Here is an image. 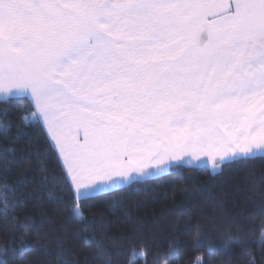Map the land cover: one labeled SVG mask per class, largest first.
Instances as JSON below:
<instances>
[{"label":"snow or ice","instance_id":"1","mask_svg":"<svg viewBox=\"0 0 264 264\" xmlns=\"http://www.w3.org/2000/svg\"><path fill=\"white\" fill-rule=\"evenodd\" d=\"M13 106L23 113L14 129L5 119ZM37 130L66 170L49 201L85 225L88 210L122 207V194L151 180L184 169L215 176L264 159V0H0L5 180L11 166L28 163L16 144ZM8 191L5 183V219L26 207ZM17 231L12 243L23 250L30 225ZM118 239L116 252L135 243ZM177 251L169 241L165 264ZM97 252L108 255L100 245ZM129 257L148 264L143 247Z\"/></svg>","mask_w":264,"mask_h":264},{"label":"trees","instance_id":"2","mask_svg":"<svg viewBox=\"0 0 264 264\" xmlns=\"http://www.w3.org/2000/svg\"><path fill=\"white\" fill-rule=\"evenodd\" d=\"M17 108L13 106L5 118L13 129L23 115ZM16 148L18 156L23 153L29 158L28 163L11 166L5 180L0 161V197L6 183L7 195L23 198L26 207H17L7 219L0 215V264H107L109 260L111 264H128L132 250L139 253L142 247L148 264H153L157 253L159 264H165L169 241H178L170 264H197L199 260L204 264H264V159L230 166L215 176L184 169L151 180L136 186L139 191L135 193L117 194L123 200L122 207L111 210L99 205L88 210L85 225L74 222L64 205L48 199L49 190L60 195L65 183V170L50 140L37 130ZM22 182L27 187H21ZM20 223L30 225L23 250L12 243L23 235L17 231L13 236ZM85 226L89 228L87 235L94 237L88 245L83 240ZM122 236L135 243L125 242L116 252ZM112 238L117 242L112 243ZM195 238L204 246L194 248ZM5 244L6 253L2 250ZM97 245L108 255L98 253Z\"/></svg>","mask_w":264,"mask_h":264},{"label":"crops","instance_id":"3","mask_svg":"<svg viewBox=\"0 0 264 264\" xmlns=\"http://www.w3.org/2000/svg\"><path fill=\"white\" fill-rule=\"evenodd\" d=\"M48 139L50 140V137H48ZM51 144H52V146L54 147V142H50ZM57 152V154H58V151H56ZM60 162H61V164H62V160H60ZM65 170V169H64ZM65 172H66V170H65Z\"/></svg>","mask_w":264,"mask_h":264}]
</instances>
